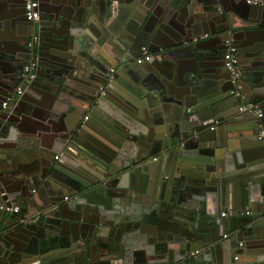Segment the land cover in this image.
<instances>
[{
    "label": "water",
    "instance_id": "water-1",
    "mask_svg": "<svg viewBox=\"0 0 264 264\" xmlns=\"http://www.w3.org/2000/svg\"><path fill=\"white\" fill-rule=\"evenodd\" d=\"M40 3L0 0V264H264V7Z\"/></svg>",
    "mask_w": 264,
    "mask_h": 264
},
{
    "label": "built area",
    "instance_id": "built-area-1",
    "mask_svg": "<svg viewBox=\"0 0 264 264\" xmlns=\"http://www.w3.org/2000/svg\"><path fill=\"white\" fill-rule=\"evenodd\" d=\"M249 4L255 5V6H263L264 7V0H247ZM40 0H24V11L25 16L29 20H38L40 17ZM225 62L228 69L232 72L233 77L236 78L239 74L240 70V54H239V48L238 46L233 43L232 40H227L225 43ZM150 59V55H144L141 58H138V62H144L145 60ZM32 65H27L24 68V75H27V73L30 71ZM111 71H114V68L111 69ZM35 75L32 74L31 78ZM23 90L21 87L18 89V93H22ZM9 101H4L2 103V107L6 108L8 106ZM255 108L256 114L259 118L264 117V111L259 107L258 104H244L241 106V110H252ZM87 117V116H86ZM260 131L258 133V138L261 140H264V126L261 124ZM59 156L56 155L55 158H58ZM1 208H3L1 206ZM5 210L8 214H15L19 213L21 211V206L19 204H16L15 202L9 203ZM225 214V213H224Z\"/></svg>",
    "mask_w": 264,
    "mask_h": 264
},
{
    "label": "crops",
    "instance_id": "crops-1",
    "mask_svg": "<svg viewBox=\"0 0 264 264\" xmlns=\"http://www.w3.org/2000/svg\"><path fill=\"white\" fill-rule=\"evenodd\" d=\"M128 12H129V10L127 9V8H122V14H123V16H122V18H121V20H123V19H126V17H127V14H128ZM120 87H121V85H120ZM69 89H70V87H69ZM69 89H68V91L66 92V94H67V97H72V95H71V93L69 92ZM258 103V105H259V107L263 110V108H264V102L262 101H257ZM108 107H109V105H108ZM264 111V110H263ZM87 113H88V111H87ZM86 116V115H85ZM258 117V116H257ZM86 118V117H85ZM259 118V117H258ZM260 120H258L257 119V121L256 120H254V121H250L248 124H246V126H245V130H244V136H242V138H241V141H245L246 139H247V136H248V134H250L251 132H252V130L253 129H256V128H261L260 126H261V124L264 126V117L263 118H259ZM253 125H255V127L253 126ZM252 126V127H251ZM236 144H237V142H236ZM234 150V149H233ZM60 155V154H59ZM20 200L18 201V200H16L15 201V203L16 204H19L20 206H22L20 203ZM22 208V207H21ZM225 213V214H224ZM10 215V214H9ZM222 215L223 216H228V212L225 210V211H223L222 212ZM7 218H9L8 217V215L6 214V219ZM263 239H264V237H262ZM261 242V239L260 238H255V240H254V243H260ZM255 253L256 254H258V252L256 251V250H254L253 252H252V254L253 255H255ZM236 258H237V256L235 255L234 257H233V261H238V260H236Z\"/></svg>",
    "mask_w": 264,
    "mask_h": 264
},
{
    "label": "flooded vegetation",
    "instance_id": "flooded-vegetation-1",
    "mask_svg": "<svg viewBox=\"0 0 264 264\" xmlns=\"http://www.w3.org/2000/svg\"><path fill=\"white\" fill-rule=\"evenodd\" d=\"M24 15H25V14H24ZM24 19H25V21H26V22H28V21H29V19H28L26 16H25V18H24ZM223 50L225 51V49H224V46H223ZM141 57H142V56H141ZM136 60H137V63H138V58H137ZM137 63H136V64H137ZM114 70H115V69H114Z\"/></svg>",
    "mask_w": 264,
    "mask_h": 264
}]
</instances>
